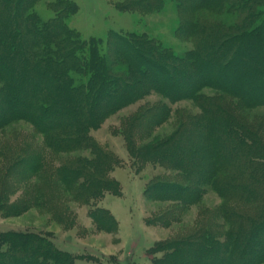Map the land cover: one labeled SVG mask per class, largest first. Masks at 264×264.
I'll use <instances>...</instances> for the list:
<instances>
[{"label": "trees", "instance_id": "obj_1", "mask_svg": "<svg viewBox=\"0 0 264 264\" xmlns=\"http://www.w3.org/2000/svg\"><path fill=\"white\" fill-rule=\"evenodd\" d=\"M37 1L0 0V128L27 121L52 153L74 156L51 165L43 151L28 147L13 161L5 155L2 173L9 175L23 164L22 179L48 172L44 186L55 178L74 199L91 206L89 214L100 230L117 232L118 219L98 203L106 193L122 196V184L112 176L122 159L102 146L91 130L109 114L151 93L170 103L191 99L201 113H180L176 130L156 143L139 146L136 135L143 136L170 116L172 107L162 100L141 107L122 123L120 132L139 169L158 164L177 170L184 180L156 175L145 186L146 196L190 206L210 186L224 200L219 213L227 230L220 233L219 224L202 222L188 235L154 243L148 248L151 262L264 264V135L237 112L239 101L246 107L264 106V0H179L190 11L234 15L228 25L190 20L191 34L199 36L182 56L147 32L110 29L106 40L83 38L67 21L78 11L75 1H50L53 15L47 18L34 7ZM161 1L150 0L141 9H155ZM207 71L212 75L205 78ZM174 75L176 82L171 80ZM227 77L229 84L223 80ZM21 104L20 110L13 109ZM260 126L264 128V122ZM6 177L0 180L3 214L53 207L54 219L66 218L57 201L46 199L43 185L28 186V198L8 204L16 188ZM155 220L174 219L162 215ZM76 259L43 234L0 233V264H76Z\"/></svg>", "mask_w": 264, "mask_h": 264}, {"label": "rangeland", "instance_id": "obj_2", "mask_svg": "<svg viewBox=\"0 0 264 264\" xmlns=\"http://www.w3.org/2000/svg\"><path fill=\"white\" fill-rule=\"evenodd\" d=\"M52 0H38L34 7L43 17L53 15L49 8ZM78 5V11L68 17L69 25L76 28L83 38L90 36L107 39L110 29L138 33L147 32L149 35L160 39L164 45L173 48L179 55H185L187 51L194 48L197 32L191 34L190 20L197 19L202 25L219 23L228 25L233 22L234 15L230 13H212L208 9L190 11L191 8L182 5L179 0L161 1L158 7L152 10L141 9L150 0H73ZM152 1V0H151ZM198 1V0H191ZM134 4L135 8L125 9L127 5ZM264 10V6H261ZM259 19L255 20L257 24ZM116 71L118 67L112 68ZM215 75V73H213ZM212 72L204 75L208 78ZM219 77V75L217 76ZM222 79V78H221ZM228 77L223 79L227 84ZM156 82V79H152ZM159 82L160 79H158ZM157 80V81H158ZM176 82V78L171 79ZM165 81V80H164ZM166 82V81H165ZM180 84V83H179ZM2 85V84H1ZM27 86L36 88L30 83ZM211 88H204V92H211ZM102 100H104L102 98ZM159 100L168 102L172 107L170 116L161 124L152 128L149 132L137 133L136 140L139 146L151 145L171 135L178 127L180 113L200 114L201 110L191 99H183L170 103L166 98L156 93L141 98L127 106L109 114L99 128L92 129L91 134L102 146L113 151L122 159V164L112 172V176L122 184V196L106 193L99 205L109 208L121 221L117 232L100 230L93 217L89 214L90 205L83 204L74 199L72 194L66 190L55 178L44 186L43 179L47 173L33 175L31 178H19L25 165L13 170L9 175H4L0 169V180L5 178L12 182L16 191L8 195V204H13L21 199L28 198L29 188L44 186L43 191L46 199L57 201L62 207H58L63 221L54 219L53 207L31 206L22 212L6 215L0 211V233L6 231L36 232L47 236L55 245L61 249L72 252L76 257V264H152L148 248L158 241L180 238L195 230L202 222L212 225H220V233L227 230L226 223L219 213L221 204L220 197L210 186H206L201 200L190 206H182L166 200H153L143 192L149 179L160 175L167 180H180L177 170L166 168L158 164L147 163L144 168H138V163L131 157L125 139L120 132L122 123L126 119L137 114L143 107L151 106ZM235 103L238 100L231 97ZM240 102V101H239ZM237 112L244 122L260 129L264 135V128L260 125L264 122V106L246 107L239 105ZM13 108L20 110L21 107ZM41 150L46 160L51 164L66 161L74 156L71 153H52L44 144V138L29 122L18 120L0 128V161L6 155L14 158L17 152L24 148ZM15 159V158H14ZM11 161V159H10ZM3 168V167H2ZM47 171V170H46ZM25 175V173H23ZM51 181V180H50ZM54 181V183H53ZM52 184V185H51ZM48 185L50 187H48ZM29 186V188H28ZM37 192H33L36 194ZM242 206V205H240ZM69 209L67 215L64 210ZM59 212V213H60ZM166 215L174 220L168 223L159 222L155 219ZM67 219V220H66ZM148 220V221H147ZM150 222V223H149ZM158 255H161L159 253Z\"/></svg>", "mask_w": 264, "mask_h": 264}, {"label": "crops", "instance_id": "obj_3", "mask_svg": "<svg viewBox=\"0 0 264 264\" xmlns=\"http://www.w3.org/2000/svg\"><path fill=\"white\" fill-rule=\"evenodd\" d=\"M118 219V218H117ZM118 221L120 222V227H121V221L118 219Z\"/></svg>", "mask_w": 264, "mask_h": 264}]
</instances>
